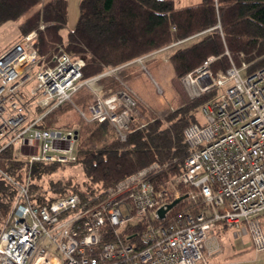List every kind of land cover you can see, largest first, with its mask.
<instances>
[{"label": "built area", "instance_id": "built-area-1", "mask_svg": "<svg viewBox=\"0 0 264 264\" xmlns=\"http://www.w3.org/2000/svg\"><path fill=\"white\" fill-rule=\"evenodd\" d=\"M215 29L221 33L219 26ZM37 42L38 33L32 31L0 53V179L17 195L0 225V264H209L223 250L211 242L219 226L236 238L250 237L254 250L264 253V68L248 74L251 64L231 62L228 70L214 74L211 65L217 58L210 57L182 78L192 101L217 93L201 107V123L185 130L190 154L167 188L153 181L165 168L155 163L89 201L72 193L40 206L31 200L30 172L19 181L5 170V151L15 149L16 159L30 166L76 164L78 132L41 129L39 123L71 103L82 87L93 95L89 116L80 112L82 118L110 123L121 142L140 113L138 97L117 76V89L94 86L126 66L83 81V57L60 51L55 66L44 68ZM37 107L45 112L35 117ZM181 187L187 198L203 201L200 211L157 224L172 211L164 219L157 213L171 203L169 193L180 198ZM147 222L131 243L123 235L128 225Z\"/></svg>", "mask_w": 264, "mask_h": 264}, {"label": "trees", "instance_id": "trees-1", "mask_svg": "<svg viewBox=\"0 0 264 264\" xmlns=\"http://www.w3.org/2000/svg\"><path fill=\"white\" fill-rule=\"evenodd\" d=\"M19 21V38L37 31L36 50L42 67L55 66V57L60 51L75 58L83 57L86 60L83 81L126 66L119 70L118 78L128 84L125 74L131 64L178 42L181 44L169 61L179 81L210 57L217 58L211 65L214 74L228 70L231 62L237 67L251 64L248 74L264 68V0H201L189 7H176L173 0H82L73 29H68V0H0V27ZM41 26L44 28L40 29ZM218 26L221 33L215 29ZM114 79V76H107L97 83L103 88L113 86L117 89L119 84ZM84 89L87 88L82 87L76 94ZM85 92L83 103L89 110L93 95L89 89ZM216 93L213 91L194 101L188 99L163 118L145 122L142 117L145 109L138 102L141 115L132 121L131 132L124 142L116 138L110 123L90 122L96 123L97 133L103 137H108L112 131L113 138L87 151H83L78 143L76 164L81 166V179L64 174L58 177L61 170L76 164L30 166L16 159L13 148L1 156L2 164L19 181L30 172L31 200L40 206L72 193H78L83 202L89 201L155 163L165 168L153 181L157 188H167V183L183 172L184 162L190 154L185 130L201 123L200 109ZM71 103L45 115L39 128L72 129L47 123L57 111ZM44 112L37 107L34 116ZM179 191L184 199L165 222L157 224L164 225L169 218L200 211L203 206L200 198L193 201L186 197L185 188L181 187ZM16 196V190L0 179V225L12 213ZM169 196V201L173 202V192ZM150 223L138 227L128 225L123 235L131 243V237Z\"/></svg>", "mask_w": 264, "mask_h": 264}, {"label": "rangeland", "instance_id": "rangeland-1", "mask_svg": "<svg viewBox=\"0 0 264 264\" xmlns=\"http://www.w3.org/2000/svg\"><path fill=\"white\" fill-rule=\"evenodd\" d=\"M182 1V0H181ZM200 0H191L189 3L176 2V7H187L198 4ZM200 3V2H199ZM19 22H9L0 27V53L11 46L19 39ZM178 48L170 47L158 53L152 54L139 61L134 68V81L127 85L138 97L140 105L145 109L144 122L152 118H163L170 112L177 110L188 101V96L182 84V80L176 78L172 64L169 61L171 54ZM129 70V68H127ZM118 73V72H117ZM127 73V70H126ZM113 76H119L115 74ZM114 81L119 79L114 77ZM96 85L98 83H95ZM94 84V86H95ZM131 84V85H130ZM32 83L30 87L34 86ZM97 87V86H96ZM112 87L113 86H108ZM86 88V87H85ZM87 89L82 90L73 97L72 103L63 106L48 121V125L72 128L78 132V143L83 151L90 148L99 147L107 140L113 138L112 131L108 137H103L97 133L96 123L85 122L80 116L84 112L89 116V112L83 103V97ZM190 100V99H189ZM141 115V114H140ZM112 130V129H111ZM73 176L78 179L82 177L81 166L76 164L72 167L61 170L59 176ZM262 224V221H261ZM263 227V224H262Z\"/></svg>", "mask_w": 264, "mask_h": 264}, {"label": "crops", "instance_id": "crops-1", "mask_svg": "<svg viewBox=\"0 0 264 264\" xmlns=\"http://www.w3.org/2000/svg\"><path fill=\"white\" fill-rule=\"evenodd\" d=\"M81 1L82 0H68V29H73L77 23ZM173 1L175 3H189L191 0ZM199 2H201V0ZM137 63H139V60L136 61V63L131 64V66H135ZM134 68L135 67H129V70L126 69L127 73L125 74V77L127 78L128 83L134 81ZM95 86L100 87V84H95ZM261 221L264 229V215L261 217ZM211 242L212 244L219 243L223 247V250L221 253L212 255L208 259L209 264H264V253H257L254 250L250 237L236 238L233 232L224 226H219L212 233Z\"/></svg>", "mask_w": 264, "mask_h": 264}, {"label": "water", "instance_id": "water-1", "mask_svg": "<svg viewBox=\"0 0 264 264\" xmlns=\"http://www.w3.org/2000/svg\"><path fill=\"white\" fill-rule=\"evenodd\" d=\"M183 199H184V197L177 198V199H175L173 202H171V203L167 206L166 209H163V208L159 209L157 213H158L160 219H164L165 216H166V213L169 212V211H171V210H173V209L177 206V204H178L180 201H182Z\"/></svg>", "mask_w": 264, "mask_h": 264}]
</instances>
